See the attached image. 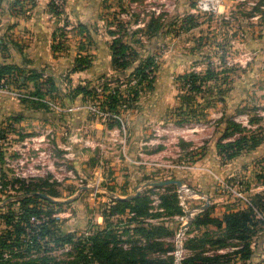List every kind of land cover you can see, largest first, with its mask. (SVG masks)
I'll list each match as a JSON object with an SVG mask.
<instances>
[{"label": "rangeland", "instance_id": "374dc122", "mask_svg": "<svg viewBox=\"0 0 264 264\" xmlns=\"http://www.w3.org/2000/svg\"><path fill=\"white\" fill-rule=\"evenodd\" d=\"M10 1L11 14L21 20L36 6L35 0ZM55 1L59 5L50 0L48 8L66 32L64 48L70 55H87L94 39L109 48L117 39L137 53L130 61H153L147 73L154 80L150 88L148 82L138 87L130 75L133 68L115 69L110 52L111 72L102 76L77 77L73 68L60 77L36 72L41 78L22 84L18 75L0 88V246L9 231L5 217L21 215L19 201L31 190L51 193L62 203L46 207L37 200L45 212L36 225L56 233L58 241L48 238L50 250L34 256L50 255L61 264H99L90 258L91 239L98 235L119 249V227L131 220L119 218L116 197L149 190L155 199L165 193L142 190L146 183L180 180L201 196L213 188L214 195L230 202L227 207L243 205L227 186L249 199L264 190L257 178L264 157L250 161L245 152L228 162L205 158L209 136L221 138L227 128L234 132L231 122L242 127L234 138L264 139V0H222V12L215 15L197 13V0H74L71 9L68 0ZM170 38L176 41L169 44ZM83 44L88 51L80 49ZM191 74L201 76L197 86L204 87L203 93L188 91L192 80L185 83L183 77ZM137 90L138 98L133 96ZM82 105L101 106L115 117L103 121L86 110L69 114L55 108ZM147 111L153 120L146 118ZM212 114L219 119L211 122ZM137 137L143 153L156 155L148 175L149 166L136 164L129 154ZM67 145L75 158L67 156ZM196 199H188L192 208L204 202ZM152 208L159 213V204ZM172 221L176 234L180 224ZM252 241L254 262L264 264L263 224ZM1 253L15 264L28 259L19 258L18 249L15 255Z\"/></svg>", "mask_w": 264, "mask_h": 264}, {"label": "trees", "instance_id": "16d2710c", "mask_svg": "<svg viewBox=\"0 0 264 264\" xmlns=\"http://www.w3.org/2000/svg\"><path fill=\"white\" fill-rule=\"evenodd\" d=\"M19 1L15 2L18 4ZM55 3V0L54 2ZM49 6L53 10L54 14L57 15L55 10L53 9V4ZM66 32L64 29L58 28L53 34V45L52 51L59 52L65 49V40ZM92 45L91 39L89 40ZM89 46L87 48L82 45L80 47L81 50L88 51ZM111 57H112V65L118 71H130L132 68V72L130 75L135 78L137 81V86H142L143 82H148L149 88L152 85L154 77L150 81V74L147 73L153 64L151 59L146 62H142L138 64V61H130L131 55H135L137 53L132 51V48L129 44L124 43L123 41H119L114 39L110 44ZM92 56L87 54L82 56L79 54L75 60V65L73 68V73L83 72L89 69L92 66ZM151 72V71H150ZM20 75V80L22 84L23 79L25 81L27 79L41 78L40 75L36 73V71H30L26 73L22 68L15 65H0V88L4 84H9L14 81L15 78ZM201 76L191 74L188 77H183V80L188 81L192 80V83L189 85L190 89L188 91L195 92L197 94H201L204 91V87L197 86V81H200ZM3 83V84H2ZM140 90H137L134 93V97L139 96ZM113 103V101H112ZM114 106V105H113ZM235 127L234 132L227 128V131L217 143V151L218 156L222 157L225 162L232 161L239 157L241 154L245 152H251L255 150L261 143L264 142V139L259 142H254L255 138L249 137H241L234 138L242 134V127L235 122L229 123ZM233 139V140H232ZM227 143H224L227 141ZM260 166H262L261 171L263 173H259L257 178L261 183V186L264 187V159L260 161ZM165 191L163 195L159 196L161 201L159 205V209H162V212L158 214H154L151 212L152 208V197L149 195L152 191H145L142 194L134 197L131 200H118L117 204L119 206V215L123 214H133L132 220L138 222V224H142L144 219L153 218L158 219L162 217H174L183 215L182 208L179 205L177 188L175 186H167L163 188H159ZM150 190H156L150 189ZM41 192V193H39ZM46 194L48 196L55 197L51 193L45 191H29L27 196L21 199L20 205L22 206L21 215H7L5 217L7 226L9 227V231H7V237L5 241L0 246L2 251H9L11 255H15V250L18 249L22 251L18 257L21 259H26L20 264H61L56 261L55 257L50 255H46L43 257H35L40 255L44 250L45 253L48 252L46 247L50 248L49 245L51 241H47L50 238L53 241H58L56 238V233H52L50 229L46 228L44 225H36V223H32V220H38L45 212L44 209L40 208L37 205V200H40L43 206H61L62 203L48 201L43 199L39 195H35L32 197V194ZM30 195V197H29ZM251 207L245 209H239L237 211H230L229 213L224 214L223 219H215L209 217L207 214L203 217H197L195 220L196 226H206L213 225L216 226L218 230H222V236L215 241V245H219L221 247L227 246L228 242H237L235 247H242L240 251L235 254H240L243 260H253L254 252L251 247L253 244V238L256 234V228L259 224L264 225V190L261 193H257L253 198H250ZM41 205V206H42ZM35 226V228H34ZM124 233L128 235L126 241L121 239L119 236V249L116 244L112 247V244L106 241L105 237L96 236L91 239V247L90 254L91 260L99 264H171L172 258L168 256L174 250V244L172 242H161L159 239H174L175 232L174 230H169L168 228L156 227L151 230H147L143 227L135 228L133 233H130V230H124ZM141 236L145 238V245H141L140 239L135 238V236ZM64 236V235H63ZM27 237L26 243L23 244L24 238ZM63 241L71 242L70 237ZM123 243L128 244L130 247L128 250H124L121 246ZM121 244V245H120ZM192 241H188L186 243L187 249H193L194 246L191 245ZM196 249V248H195ZM1 253L0 255H2ZM36 254V255H35ZM154 254H160L159 256H155ZM162 255H166L165 259H162ZM219 257H215L213 259L202 258L200 256L189 257L187 258L185 264H213L217 262ZM90 262V261H89ZM260 260L257 261L256 264H261ZM0 264H15L10 260H5L3 257H0Z\"/></svg>", "mask_w": 264, "mask_h": 264}, {"label": "crops", "instance_id": "0c3cea01", "mask_svg": "<svg viewBox=\"0 0 264 264\" xmlns=\"http://www.w3.org/2000/svg\"><path fill=\"white\" fill-rule=\"evenodd\" d=\"M68 1L70 9L74 8V0ZM35 2L36 6L31 11L30 16L24 20H21L19 19L20 17L11 14L10 0H5L3 5L0 6V65H15L22 68L26 73L36 71L37 73H44L45 75H49L51 77L63 76L69 70L74 68L75 60L80 51L78 53L73 52L72 55H70L71 52L66 49L55 53L52 51L53 34L58 28H60L61 23L53 16L48 8L50 0H35ZM75 12L76 9H73V13ZM86 19L89 18L86 17ZM94 41L95 44L93 47H90L91 50H89L88 53L92 56V66L83 72H77L73 75H76L77 77L82 75L84 78H91L95 75L102 76L111 72L110 48L105 44V42H102L100 38L94 39ZM174 41L170 38L169 44H172ZM69 42L71 43L73 41L70 40ZM180 58L182 61V57ZM186 61L188 62V59ZM0 104L4 105L3 99H0ZM145 116H147L146 118L149 117V119L151 118L153 120L154 114L150 115L149 111H147ZM218 119L219 114H212L210 121L215 122ZM209 138H211V140H208V150L205 158L216 159L218 158L217 143L219 142L220 136H216L214 139L213 135H211ZM132 141H134V145L132 143L131 146H129V154L132 158L136 159V164H145L149 166L145 172V174L148 175L150 173L149 170L151 169L150 166H155L154 157L156 155L143 153L140 150L139 137L133 139ZM245 155L248 156L249 159L247 160L250 161L264 157V142L261 143L255 150ZM138 157L145 158L143 159L145 161L140 163L137 161ZM138 175H141V173L138 172ZM214 191L215 190L212 188L207 194H202V199H196L204 201L203 203L199 202L197 207L192 208L191 203L189 204L190 209L196 210L195 220L197 217H203L206 214L211 218L222 220L224 214L229 213L230 211H237L239 209L246 208L244 205H242V207H227L230 202H225V199L221 196L214 195ZM152 201V206L158 204L160 205L161 203L159 198H152ZM154 210L155 209H152L151 212L154 213ZM158 210L159 212L163 211L162 209ZM132 217L133 214L128 213L119 215V218H130L131 220L126 225L121 224V227H119V236H121L123 241H126L128 238V235L124 233V230L129 229L131 234H134V229L139 227H143L148 231L156 227H163L172 230L173 219L181 225V222L178 218H176V216L162 217L158 219L149 217L142 220V224H138V222L133 221ZM194 223L188 228L189 233H187V242L192 241L191 245L194 246L193 249H188V258L200 256L202 258L213 259L215 257H219L218 261L213 264H256L254 260L257 256L255 255L253 260L250 261L243 260L239 253L235 254L241 250L242 247L240 246L235 247L236 245H227L225 247H221L219 245H215V241L222 236V230H218L216 226H196ZM135 238L140 239L142 242L141 245H145V238L138 235H136ZM159 241L172 242L171 239L166 238H161ZM121 247L124 250H128L130 246L123 243ZM251 249L255 254L253 246ZM154 255L160 257V254ZM168 256L170 257V253ZM161 257L162 259H165L166 255H162Z\"/></svg>", "mask_w": 264, "mask_h": 264}, {"label": "built area", "instance_id": "2783aa9c", "mask_svg": "<svg viewBox=\"0 0 264 264\" xmlns=\"http://www.w3.org/2000/svg\"><path fill=\"white\" fill-rule=\"evenodd\" d=\"M57 5H59L58 1H55ZM222 8V0H197L196 1V12L200 14H206V15H215L220 14ZM47 75H45L46 77ZM0 92L2 90L0 89ZM18 97H22L24 99L34 100V101H43L45 100L39 99L34 95H30L27 93H19ZM57 112H66L69 114H74L77 111H88L90 114L95 115L96 117L102 119L103 121H107L111 118H114V114L107 112L106 110H103L101 106L96 105H82L77 107H70L67 109L60 108L58 106L55 107ZM247 122L244 123L243 126H246ZM250 127V126H249ZM72 139V138H71ZM66 150L68 151L67 156L71 158H75L76 154L74 152L73 146L67 145ZM226 190L233 193V195L242 202V204L248 208L251 207V201L250 199L241 191H237L232 189V187H225ZM178 199H179V205L182 208L183 215L176 216L178 220L181 222L179 230L176 232L174 237V250L170 253V257L172 258L171 264H185L187 258H188V249L186 248V240H187V225L191 218L195 219V212L196 210L190 209L188 199L191 197H198L202 199L203 197L197 193H193V191L186 185L183 186L181 189H177ZM188 214H191V218L188 217ZM33 223H36L37 221L35 219L32 220Z\"/></svg>", "mask_w": 264, "mask_h": 264}, {"label": "water", "instance_id": "95a60500", "mask_svg": "<svg viewBox=\"0 0 264 264\" xmlns=\"http://www.w3.org/2000/svg\"><path fill=\"white\" fill-rule=\"evenodd\" d=\"M176 186L177 189H181L183 188L184 184L182 181L180 180H168V181H160V182H155V183H146L145 185H143L142 190L143 189H147V188H162V187H167V186ZM87 188H84V190H86ZM140 194V192H136L134 195L131 196H127V197H116L117 200H131L134 197L138 196ZM36 195H39L40 197H42L43 199H46L48 201H52V202H60V201H56L55 199H53L52 197L46 195V194H38L36 193ZM72 200H68L67 202H71ZM188 217L191 218V214H188ZM195 219L191 218L187 228H189L193 223H194Z\"/></svg>", "mask_w": 264, "mask_h": 264}]
</instances>
